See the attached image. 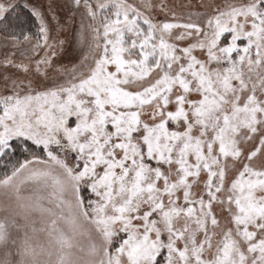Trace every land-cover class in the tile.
<instances>
[{
  "label": "snow or ice",
  "instance_id": "obj_1",
  "mask_svg": "<svg viewBox=\"0 0 264 264\" xmlns=\"http://www.w3.org/2000/svg\"><path fill=\"white\" fill-rule=\"evenodd\" d=\"M0 264H264V0H0Z\"/></svg>",
  "mask_w": 264,
  "mask_h": 264
}]
</instances>
